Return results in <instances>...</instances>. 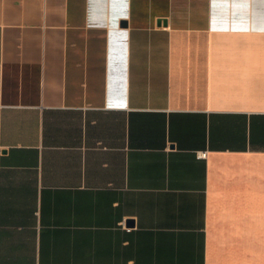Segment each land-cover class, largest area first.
I'll return each mask as SVG.
<instances>
[{"label": "crops", "instance_id": "obj_1", "mask_svg": "<svg viewBox=\"0 0 264 264\" xmlns=\"http://www.w3.org/2000/svg\"><path fill=\"white\" fill-rule=\"evenodd\" d=\"M0 264H264V0H0Z\"/></svg>", "mask_w": 264, "mask_h": 264}, {"label": "built area", "instance_id": "obj_2", "mask_svg": "<svg viewBox=\"0 0 264 264\" xmlns=\"http://www.w3.org/2000/svg\"><path fill=\"white\" fill-rule=\"evenodd\" d=\"M199 155L204 157L206 155V152H200Z\"/></svg>", "mask_w": 264, "mask_h": 264}]
</instances>
